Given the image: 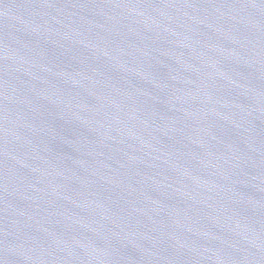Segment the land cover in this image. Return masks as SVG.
<instances>
[{
    "label": "water",
    "instance_id": "water-1",
    "mask_svg": "<svg viewBox=\"0 0 264 264\" xmlns=\"http://www.w3.org/2000/svg\"><path fill=\"white\" fill-rule=\"evenodd\" d=\"M0 264H264V0H0Z\"/></svg>",
    "mask_w": 264,
    "mask_h": 264
}]
</instances>
